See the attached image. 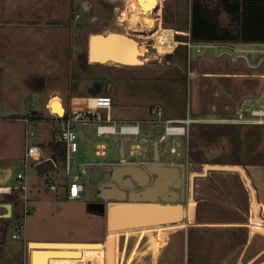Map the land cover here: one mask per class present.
<instances>
[{
    "label": "rangeland",
    "instance_id": "374dc122",
    "mask_svg": "<svg viewBox=\"0 0 264 264\" xmlns=\"http://www.w3.org/2000/svg\"><path fill=\"white\" fill-rule=\"evenodd\" d=\"M130 6L131 0H0V40L10 39L4 32L6 27L20 28L21 32L17 30L9 35L11 38L14 34L21 35L19 40L26 46L25 53L20 54L21 58L24 56V66L17 71L38 69L44 79V91L66 94L65 110L69 95L85 99L91 96L87 90L97 84L114 90V111L119 118L138 122L139 136L135 143L140 146L138 153L130 156L129 145L134 143L131 139L97 138L93 124L75 125L72 131L77 151L68 169L70 175L78 176L83 188L77 200L64 198L57 177H54L57 189L49 191L43 178H33L34 165L28 163L25 171L28 214L22 217L19 199L17 202L0 197L15 205L13 219L0 217V264H27V241L104 243L107 236L115 239L120 233L125 236H117L118 242L124 237L126 241L123 264H264V237L249 227L264 228V126L252 128L251 136L247 135L248 139L239 147L226 134L205 146L199 142L192 146L188 134L190 127L197 124L231 125L217 121L233 118L235 106L244 100L257 98V102H264V44L216 43L199 51L178 46L173 54L157 55L153 38L138 40L128 32L136 17ZM186 8L187 0H160L159 13L154 10L151 15L158 16L161 27L163 17L173 25L183 22ZM123 10L126 15L121 18ZM218 23L220 27H228L224 14H220ZM157 27L143 26L139 32L154 36ZM105 32L126 34L134 39L144 46L142 58L148 60L134 67L88 64L87 37ZM174 32L173 35L184 34ZM34 82L28 80L26 94L22 89L12 90L11 108L0 111V116L20 118L30 115L31 108L45 118L46 111L31 91ZM87 102L90 106V100ZM80 104L77 107L87 105L84 101ZM178 104L183 105V114L176 107ZM152 106L160 107L164 119L187 116L197 122L185 128L186 137H165L160 141L162 127L146 123L152 119L149 114ZM114 115H111L113 120ZM50 126V123L32 125L35 137L27 143L37 142L42 132L48 138L46 130ZM244 127L239 128L242 136L247 132ZM12 135L8 142L19 141L18 133ZM98 144L105 146L104 157L94 156ZM122 154L125 162L137 164L140 169L146 164L173 169L180 186L165 188L169 195L155 203L133 202L121 206L113 201L102 211L88 209L87 204L97 200L96 182L109 171H99L90 178L88 173L81 175L82 165L89 161L116 160ZM236 158L244 165L249 161L257 164L238 167L254 193L258 223L252 219L249 191L237 173L208 171L205 177L190 178L191 174H201L204 166H230ZM23 167L22 158V167L10 168L9 179L4 184L14 186V176ZM151 176L154 177L152 173L148 175ZM158 209H175L181 214L176 218L134 220V211ZM3 211L0 208V214ZM117 211L123 212L117 218L116 229L110 231L109 216ZM154 229L160 230L157 245L152 238ZM11 235L19 238L11 239ZM112 262L109 252L107 264Z\"/></svg>",
    "mask_w": 264,
    "mask_h": 264
},
{
    "label": "crops",
    "instance_id": "0c3cea01",
    "mask_svg": "<svg viewBox=\"0 0 264 264\" xmlns=\"http://www.w3.org/2000/svg\"><path fill=\"white\" fill-rule=\"evenodd\" d=\"M6 28L8 29L7 30L4 29L5 30L4 32L7 33L10 39L6 41L0 40L1 41L0 42V92H1L0 111H9V109L11 108L12 102L10 98H12V90L15 91L18 89L19 90L22 89L23 93L26 94L25 90L28 86L27 84L28 80L33 79L35 82L33 84L34 88H32L31 91L35 92V95L38 97V101L39 103H41L43 110L46 111L47 116L45 118H43L42 116L39 117L36 114V112L31 111L32 110L31 108L29 109L30 115H24V116H21L20 118H17V116H13L16 118L11 120L8 118L9 116L7 118L5 116H0V180L4 179V177L7 176L6 171H9V175H10V168L22 167V158H23V152L25 148L24 137H23L24 129L26 128L27 130L33 133L34 135L32 138L33 140L35 137V134L31 126L37 123H50L51 124L50 129L46 130V132L49 133L48 135H50L48 138H45L44 137L45 132H42V135L40 136L37 142H33V141L30 142L31 140L27 139V141L30 140L29 143L27 144L35 145L40 149L41 156L43 159L51 160L54 164V168L48 167L45 170H37L33 168L34 169L33 178L34 179L43 178L44 179V180L42 179L43 181H45V179L48 178L53 182V184L56 186V189H57L58 184L54 182V177H57L60 183L61 190L63 192V196L65 198V188L63 186L64 176L62 173V161H60L57 158V156H54L53 151L51 150L53 148V140L55 139V137L57 136L58 132L61 129V119L59 118V116L53 114L52 110L50 111L49 106L50 104H52L51 102L53 100H58L63 108V113H64L66 110L63 107V102L66 99L65 98L66 94L61 93V92H55V91L54 92L44 91V79H43L41 72L38 69H33L32 71L29 70L27 72L25 71L23 73H20V71H17V69H20L21 65L24 66V56L21 58L20 54L25 53L26 46L23 44L22 41L19 40V37L21 35L14 34L13 38H11L9 35V33L15 32L20 28H17V29H15L14 27H6ZM21 29H24V28H21ZM18 32H21V31L18 30L17 33ZM108 65H105V66H108ZM22 85L23 87H21ZM103 92L107 94L106 96L109 95L108 97L111 100V109L109 112L110 117L112 114H115L114 121L131 122L129 120H124L122 118H119L117 114L115 113L114 110L116 109V96H115L116 92H114V90H108L107 88H103L102 85L100 84H97L93 89L87 90V95H91V96H85L87 98L81 99V98H78L80 96L69 95L67 101L69 102V99H71V109L75 110V109L80 108V107H77V104H80L83 101L87 103L86 106H89L87 102L89 100L88 97L102 95L101 93ZM73 97H76V98H73ZM68 102H67V106H68ZM24 119L28 120L26 125L24 124V121H23ZM9 121H12L13 124L11 125ZM53 128L55 130H52ZM14 132L19 134V137H20L19 141L17 140L18 142L17 141L14 142L12 140H9L8 142V139L13 136L12 134H14ZM112 137H115V136H112ZM159 139L160 141H162L165 139V137L162 139L161 138ZM6 141L7 143H5ZM140 141H143V139L140 138ZM98 145H101L104 148V150L100 153H95V148H94V156L98 158L104 157L105 156V146L103 144H98ZM125 160H126V157L122 154L121 156H118L116 160H109V161L108 160H98L95 162L94 161L86 162L82 165L81 175L85 176L86 175L85 171L88 169V167H91V166H95L101 171H105V172L110 171L114 167H118L120 163L125 162ZM28 163L30 162L28 161L27 165ZM27 167L28 166H26V168L25 169L23 168V169L26 171ZM88 170L89 172L91 171V169H88ZM24 173L26 176V172ZM8 179H9V176L6 178V180H4L3 184H0V187L7 186L4 183ZM99 182H96V184L98 185ZM27 190H28V187H27ZM82 192H83V188H82ZM0 197H5L8 199L13 198V199H16V201L18 202V197L16 196L0 195ZM17 202H16V205H17ZM5 204L10 205V208L13 213V207L15 205L7 201L6 199L0 200V208L2 210L4 209L1 207V205H5ZM117 204L121 206H128V204H119V203ZM121 212L123 211H117V212L110 214L109 219H108V229L110 231L116 229L117 218L119 214H121ZM253 212H254V222L258 223V218L256 217L255 205H254ZM3 214H4V211L0 215H3ZM180 214L181 212L175 209L134 211V220L135 219L176 218L180 216ZM190 217H191V208L188 210V218ZM249 227L252 228L253 231H255L256 233H259L264 236V228H261L258 226H255V227L249 226ZM251 236H252V232L251 230H249L248 239H250ZM152 238L154 240V243L157 245L160 240V230L159 229L152 230ZM104 246H105V261L107 264L108 253L111 252V255L113 256V251H114V241H113L112 236L106 237ZM26 248H29L26 254L27 264H29L30 257L32 259V264H42L43 262H44L43 264H72L74 263V261H76L74 260L76 258H88L94 254H100V250L102 249V244L101 243L27 241ZM32 250H38V251L32 252Z\"/></svg>",
    "mask_w": 264,
    "mask_h": 264
},
{
    "label": "built area",
    "instance_id": "2783aa9c",
    "mask_svg": "<svg viewBox=\"0 0 264 264\" xmlns=\"http://www.w3.org/2000/svg\"><path fill=\"white\" fill-rule=\"evenodd\" d=\"M187 35V34H184ZM180 46H185L187 51L194 47L199 51L201 47L213 46L214 44H195L190 42L177 43ZM176 45L174 46V48ZM91 104L90 106H81L78 109H71V99H69L67 110L62 113L59 118L61 119V129L57 136L53 140V146H61L63 148V161L62 166L64 169V182L65 198L67 200H76L80 197L82 192V185L78 180L77 175H70L68 164L69 161L75 157L77 151L76 136L73 133V127L77 124H93L94 133L97 138L107 136H118L125 139H132L139 136L138 122H120L111 119L109 112L111 109V100L106 95H98L94 97H88ZM256 99H247L239 103L234 108V117L231 119L218 120L217 123H225L238 126H264V102H257ZM106 102V103H103ZM149 114L152 115V119L147 121V124H157L162 127V134L160 138L164 137H186L187 131L185 128L191 123L197 121L189 119L187 116L184 119H164L162 111L158 106H152L149 109ZM26 125L28 120L24 119ZM33 133L26 128L23 132L25 148L23 152L24 169L27 166V162H31L32 165H36L46 159L41 156L40 149L35 145L27 144V139L33 138ZM140 146L135 142L129 145L128 154H137L140 150ZM35 150V151H33ZM104 150L101 145L95 147V153H100ZM51 168H54V164L51 160ZM17 172L14 176V186H2L0 187V195L4 196H16L20 201L21 215L24 218L29 212V206L27 205V182L25 176V170ZM49 191H54L56 186L53 182L46 178L44 181ZM4 214L6 211L4 210ZM3 214V215H4ZM13 216L12 210L9 205L7 217L3 219H11ZM18 229H22V225L17 226ZM117 236H125L120 233ZM117 236L114 241L113 262L112 264H123V257L125 252L126 241L119 243ZM19 238L18 235H11V239ZM102 244L100 254H94L88 258H76L72 264H106L105 261V246Z\"/></svg>",
    "mask_w": 264,
    "mask_h": 264
},
{
    "label": "trees",
    "instance_id": "16d2710c",
    "mask_svg": "<svg viewBox=\"0 0 264 264\" xmlns=\"http://www.w3.org/2000/svg\"><path fill=\"white\" fill-rule=\"evenodd\" d=\"M186 9L187 13L183 22L178 21L172 25L168 24L164 17L162 19L163 29L187 34L173 35V39L177 43L188 41L195 44H264V0H187ZM221 13L226 16L228 26L226 28L220 27L218 23ZM178 46L173 49L171 54L176 51ZM176 107L183 114V105L178 104ZM255 127L257 126H245L247 132L245 136H242L238 125L203 126L197 124L190 127L188 134L192 146H195L197 142L205 146L226 134L231 137L234 146L239 147L251 136L250 134L253 133L251 129ZM251 140L253 141V139ZM51 150L54 156L63 161L61 146H53ZM229 165L240 166L243 169L246 165L255 166L257 164L249 161L244 165L240 159L236 158ZM13 218L14 216L11 217V219Z\"/></svg>",
    "mask_w": 264,
    "mask_h": 264
},
{
    "label": "water",
    "instance_id": "95a60500",
    "mask_svg": "<svg viewBox=\"0 0 264 264\" xmlns=\"http://www.w3.org/2000/svg\"><path fill=\"white\" fill-rule=\"evenodd\" d=\"M108 33L109 32L99 33L100 35H97L98 33H95V34H90L87 37L86 43H85L86 44V46H85V60H86V62L88 63L89 57L91 54V56H93V57L95 56L99 61H103V63H111L113 66H116V67H134V66L130 65L129 63H131L132 60L134 61L135 57H136L135 51H134V45H133V44H135V42H133V40H130L128 38H124V39L115 38V37H113V35H114L113 33L112 34H108ZM91 38H92V41H91ZM127 41L132 42L131 44H129L132 46V51L128 50L125 52H121L120 47L123 44H128ZM131 46H130V48H131ZM90 47H91V51H90ZM93 64L99 65L100 62H94ZM135 66H141V65H135ZM50 110H51V108H50ZM51 166H52L51 162L49 160H45V161H42V162L34 165L33 168L37 169V170H45L48 167L51 168ZM88 169H91V171L89 172ZM88 169L85 171V173L90 174V178L96 177V175L99 174V171H101L100 169H98L95 166L88 167ZM147 171L149 173L158 175V178H159L158 181H160V182H158L156 184L154 189H158L159 193H161V194L166 192V191H164L165 188H168V187L178 188L180 186V180L176 176V173L173 169L166 168V167H160L157 165H148ZM208 171L231 172V173L233 172V173H237L242 178L246 188L249 191L252 219L254 221V212H253L254 211V205H255L253 202L254 193H253L252 189L250 188L248 180L246 179L241 168H239L238 166H204L202 168L201 174H199V175H192L191 174L190 178L195 177V176L196 177H204ZM109 173H111L112 179L115 182L119 181L120 177L124 176V175L132 176V178L136 179L139 184H143L145 181V176L142 174V172L137 167H135L133 165H126L123 167H115V168L111 169L109 171ZM6 174H7V176H5L4 179L0 180V184H3L4 180H6V178L9 176V171H6ZM104 186H108L110 188V190L104 189L103 188ZM99 191H100L99 197L102 200H107L108 198H115L116 196H118L119 199H122L121 190L116 188V186H114L113 184H107V185L101 184L99 187ZM145 193L146 192H142L141 193L142 197H137L138 193L131 192L130 199L134 202L141 201L142 199L153 200L154 197L153 198H150L148 196L145 197V195H146ZM150 193H151V195L155 194L154 191H150ZM107 195H110L111 197H108ZM1 207L6 211V214L0 215V217L3 216L4 218H6L7 212L9 209V205L5 204V205H1ZM87 208L88 209H95V210H99V211L103 210L102 204H100V203H89V204H87ZM34 251L37 252L38 250H32V252H34ZM51 259H53V258H51ZM57 259H59V258H57ZM29 264H32L31 257L29 258Z\"/></svg>",
    "mask_w": 264,
    "mask_h": 264
},
{
    "label": "bare ground",
    "instance_id": "6f19581e",
    "mask_svg": "<svg viewBox=\"0 0 264 264\" xmlns=\"http://www.w3.org/2000/svg\"><path fill=\"white\" fill-rule=\"evenodd\" d=\"M159 4H160V0H131L130 10L136 15V17H135V20L130 23V26L127 29H128V32L133 36L135 35V37H137L138 40L150 39V37L153 38L154 48L157 52V55H167V54H171L173 52L174 46L176 45L177 47L178 44L173 39V30L163 29L159 24L160 21L158 19V16H156V14L151 15V11H154V10L155 11L158 10V13H159ZM125 15L126 14L124 13V10H123L119 16L122 18V16H125ZM153 25L158 26L157 30H155V32L153 33L154 36H150L149 34H142L139 32V30H141L143 26L150 27ZM112 33L114 34L113 37L115 38H122V39L128 38L130 40H133V42H135V44L133 45H134V51H135L136 57L134 61L132 60L131 63H129L130 65L132 66L142 65L148 60L147 58H142L144 56L143 55L144 46H141L137 41L130 38L126 34H120L117 32H109L108 34H112ZM97 35H100V34H97ZM91 41H92V38H91ZM127 42L128 44H123L120 47L121 52H125L128 50L132 51V46L129 45L132 42L130 41H127ZM90 51H91V47H90ZM94 62H100L99 65H108V64L112 65L111 63H103V61H99L95 56L93 57L90 54L88 63L93 64ZM51 103L52 104H50L49 107L51 108L52 113L57 116H61L63 113L62 112L63 108L60 102L58 100H53ZM0 192H2V190H0Z\"/></svg>",
    "mask_w": 264,
    "mask_h": 264
},
{
    "label": "flooded vegetation",
    "instance_id": "af4514ba",
    "mask_svg": "<svg viewBox=\"0 0 264 264\" xmlns=\"http://www.w3.org/2000/svg\"><path fill=\"white\" fill-rule=\"evenodd\" d=\"M126 165H137L134 163H128V162H123L120 163L118 167H123ZM148 165L151 164H146L144 165V167L142 169L138 168L142 174L145 176V181L143 184H139L137 182L136 179L132 178V176L130 175H124L121 176L119 181L115 182L112 179L111 173H107V174H103V178L102 180L98 183L97 185V192H96V202L94 203H100L102 204V209H105L106 206H108L109 204H111V202L115 201L119 204H129V203H133L134 201H132L130 199V194L131 192H135L138 193L137 197H142L141 193L142 192H146L145 197L148 196L150 198H153V200H149V199H142L141 201H136V202H141V203H155L156 201L160 200L163 197H166L167 195H169V193H159L158 189H154V187L156 186V184L160 181H158V175L153 174L154 177L151 176L148 177V175H151V173H149L147 171V167ZM159 166V165H157ZM136 167V166H135ZM101 184H113L114 186H116V188H118L119 190H121L122 192V199H119L118 196H116L115 198H108L107 200H102L100 199V191H99V187ZM106 190H110V188L108 186H104L103 187ZM162 188V187H161ZM169 188V187H168ZM162 190V189H161ZM150 191H154L155 194L151 195ZM158 191V192H157ZM108 197H111L110 195H107ZM118 198V199H117ZM103 202L107 203V204H103Z\"/></svg>",
    "mask_w": 264,
    "mask_h": 264
},
{
    "label": "snow or ice",
    "instance_id": "6c2138e0",
    "mask_svg": "<svg viewBox=\"0 0 264 264\" xmlns=\"http://www.w3.org/2000/svg\"><path fill=\"white\" fill-rule=\"evenodd\" d=\"M103 103H106V102H103Z\"/></svg>",
    "mask_w": 264,
    "mask_h": 264
},
{
    "label": "clouds",
    "instance_id": "9594fccd",
    "mask_svg": "<svg viewBox=\"0 0 264 264\" xmlns=\"http://www.w3.org/2000/svg\"><path fill=\"white\" fill-rule=\"evenodd\" d=\"M33 151H35V150H33Z\"/></svg>",
    "mask_w": 264,
    "mask_h": 264
}]
</instances>
